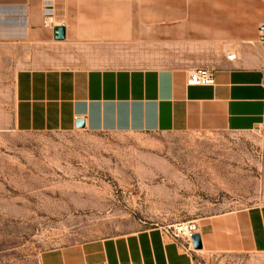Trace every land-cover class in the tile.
I'll list each match as a JSON object with an SVG mask.
<instances>
[{"label":"crops","instance_id":"0c3cea01","mask_svg":"<svg viewBox=\"0 0 264 264\" xmlns=\"http://www.w3.org/2000/svg\"><path fill=\"white\" fill-rule=\"evenodd\" d=\"M42 2L62 39L42 25ZM263 24L264 0H0V38L22 33L80 58L14 74V129L71 130L81 118L94 132L258 131L263 145L259 201L195 221L201 248L184 250L160 226L137 224L45 249L38 264H196L208 253H264V72L253 63ZM130 46L156 65L93 64L97 51ZM197 65L213 70V85H185Z\"/></svg>","mask_w":264,"mask_h":264},{"label":"rangeland","instance_id":"374dc122","mask_svg":"<svg viewBox=\"0 0 264 264\" xmlns=\"http://www.w3.org/2000/svg\"><path fill=\"white\" fill-rule=\"evenodd\" d=\"M50 43L0 38V264H38L48 248L259 201L258 131L14 129V74L80 59ZM134 47L97 51L93 64L156 65ZM254 55L264 72V43ZM196 264H264V253H208Z\"/></svg>","mask_w":264,"mask_h":264},{"label":"built area","instance_id":"2783aa9c","mask_svg":"<svg viewBox=\"0 0 264 264\" xmlns=\"http://www.w3.org/2000/svg\"><path fill=\"white\" fill-rule=\"evenodd\" d=\"M41 23L43 26H56L52 21L53 7L49 2H42L40 7ZM263 27H259L262 32ZM264 35L260 34V40H263ZM227 60L235 59L234 52L225 54ZM185 85L188 86H210L214 84L213 70L208 67H193L187 71L184 79ZM162 233L168 238L176 241L184 250H188L191 245L190 236L197 233V225L194 220L176 221L171 224L160 226Z\"/></svg>","mask_w":264,"mask_h":264},{"label":"water","instance_id":"95a60500","mask_svg":"<svg viewBox=\"0 0 264 264\" xmlns=\"http://www.w3.org/2000/svg\"><path fill=\"white\" fill-rule=\"evenodd\" d=\"M53 36L55 39H62L63 38V28L61 26H55L53 28ZM74 127L83 128L84 127L83 120L81 118L75 119ZM190 240H191V246L193 249L201 248V242H200V237L198 233H193L190 236Z\"/></svg>","mask_w":264,"mask_h":264}]
</instances>
